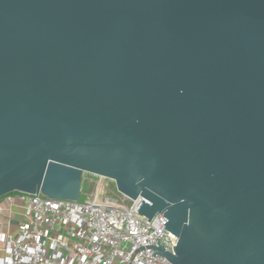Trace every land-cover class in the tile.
<instances>
[{
    "label": "water",
    "instance_id": "water-1",
    "mask_svg": "<svg viewBox=\"0 0 264 264\" xmlns=\"http://www.w3.org/2000/svg\"><path fill=\"white\" fill-rule=\"evenodd\" d=\"M85 173L165 217L153 256L264 264V0H0V198Z\"/></svg>",
    "mask_w": 264,
    "mask_h": 264
},
{
    "label": "built area",
    "instance_id": "built-area-1",
    "mask_svg": "<svg viewBox=\"0 0 264 264\" xmlns=\"http://www.w3.org/2000/svg\"><path fill=\"white\" fill-rule=\"evenodd\" d=\"M81 195L77 201L23 192L1 197L19 200L20 216L13 227L7 219L0 233V264H171L153 254L159 245L172 253L177 238L160 213L150 220L138 213L142 198H127L126 205L124 196L117 203L98 192Z\"/></svg>",
    "mask_w": 264,
    "mask_h": 264
},
{
    "label": "rangeland",
    "instance_id": "rangeland-1",
    "mask_svg": "<svg viewBox=\"0 0 264 264\" xmlns=\"http://www.w3.org/2000/svg\"><path fill=\"white\" fill-rule=\"evenodd\" d=\"M98 192V195L101 198H107L112 200L113 202H121V199L124 197L116 190L114 182L110 179L98 177L91 174H83L81 181V195L80 200L91 197V195ZM126 205L129 204L128 199H125Z\"/></svg>",
    "mask_w": 264,
    "mask_h": 264
},
{
    "label": "crops",
    "instance_id": "crops-1",
    "mask_svg": "<svg viewBox=\"0 0 264 264\" xmlns=\"http://www.w3.org/2000/svg\"><path fill=\"white\" fill-rule=\"evenodd\" d=\"M20 202L19 200L13 199L12 204H9L6 198L0 199V223L3 224L2 227H0V233L4 231L6 228H8L5 224L7 219L10 222V227H13L15 223L18 222V218L20 216ZM3 247L4 243L0 241V256L3 255Z\"/></svg>",
    "mask_w": 264,
    "mask_h": 264
},
{
    "label": "trees",
    "instance_id": "trees-1",
    "mask_svg": "<svg viewBox=\"0 0 264 264\" xmlns=\"http://www.w3.org/2000/svg\"><path fill=\"white\" fill-rule=\"evenodd\" d=\"M16 193H18V192L14 191V192H11V193H9V194H16Z\"/></svg>",
    "mask_w": 264,
    "mask_h": 264
}]
</instances>
